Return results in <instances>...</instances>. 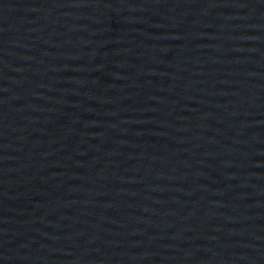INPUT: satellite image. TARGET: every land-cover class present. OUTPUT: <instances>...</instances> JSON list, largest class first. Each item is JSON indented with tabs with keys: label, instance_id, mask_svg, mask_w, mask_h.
I'll return each instance as SVG.
<instances>
[{
	"label": "water",
	"instance_id": "1",
	"mask_svg": "<svg viewBox=\"0 0 264 264\" xmlns=\"http://www.w3.org/2000/svg\"><path fill=\"white\" fill-rule=\"evenodd\" d=\"M0 264H264V0H0Z\"/></svg>",
	"mask_w": 264,
	"mask_h": 264
}]
</instances>
